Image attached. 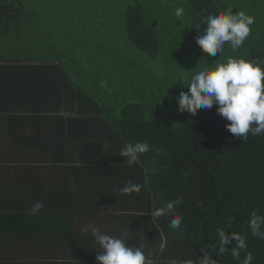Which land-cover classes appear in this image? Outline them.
<instances>
[{
  "label": "trees",
  "instance_id": "16d2710c",
  "mask_svg": "<svg viewBox=\"0 0 264 264\" xmlns=\"http://www.w3.org/2000/svg\"><path fill=\"white\" fill-rule=\"evenodd\" d=\"M181 6L184 14L177 17ZM227 8L254 16L255 23L237 51L226 42L222 54L209 57L196 44V29L203 30V16ZM12 47L23 52L14 57L23 59L18 63H57L66 75L60 85L70 77L94 79L90 102L117 113L110 145L148 143L150 151L126 169L142 185L143 210L152 215L183 199L158 218L168 245L155 256L183 264L206 251L216 264H242L251 253V264H264V239L249 227L253 211L264 215V135L237 138L216 105L193 116L180 114L175 102L205 64L228 56L264 60V0H0V54ZM184 70L186 77L179 74ZM101 81L111 85L107 94L98 89ZM176 214L182 223L173 229ZM220 229L246 238L239 260L231 255L235 241L219 252Z\"/></svg>",
  "mask_w": 264,
  "mask_h": 264
},
{
  "label": "crops",
  "instance_id": "0c3cea01",
  "mask_svg": "<svg viewBox=\"0 0 264 264\" xmlns=\"http://www.w3.org/2000/svg\"><path fill=\"white\" fill-rule=\"evenodd\" d=\"M18 52L0 54V264H97L88 224L143 244L146 264H172L155 256L166 225L143 210L142 191H119L136 166L117 158L123 142L110 145L117 113L90 102L94 79L60 85L57 63H18ZM110 86L99 84L101 95ZM36 202L44 206L32 214Z\"/></svg>",
  "mask_w": 264,
  "mask_h": 264
},
{
  "label": "clouds",
  "instance_id": "9594fccd",
  "mask_svg": "<svg viewBox=\"0 0 264 264\" xmlns=\"http://www.w3.org/2000/svg\"><path fill=\"white\" fill-rule=\"evenodd\" d=\"M184 8L177 7L175 15L181 17ZM255 17L244 11L232 13V8L221 10L215 14L203 16V30L197 28L199 35L196 44L209 57H215L224 52L226 42L230 43L233 52L245 43L251 33V26ZM101 87H107L106 81H101ZM187 92L180 91L176 97L177 111L180 114L188 112L195 116L200 109H212L217 106V115L226 119L225 127L228 132L237 138L247 139L248 135H264V60H246L243 57L228 56L225 61L211 66L205 64L198 71L192 73L186 87ZM150 151L147 142L128 143L120 150V157L126 158L129 165L136 164L141 155ZM159 151V150H157ZM125 161V159H124ZM142 185L129 181L119 191L122 195L139 194ZM183 199L177 196L164 207L156 208L152 212L153 220L173 212L176 206L181 205ZM42 202H36L31 208L36 214L43 208ZM182 217L173 215L170 227L179 228ZM249 227L251 235L264 239V215L257 211L251 213ZM90 232L94 243L100 251L96 253L97 264H146L144 245L129 246L124 235L114 236L102 232L94 224H88L82 229ZM220 240L219 252L229 250L233 241L236 246L231 248L233 258L239 260L240 250L246 248V238L237 233L227 234L223 229L218 230ZM202 258L187 259L183 264H216V261L206 251ZM253 256L247 253L242 264H251ZM172 264H177L173 261Z\"/></svg>",
  "mask_w": 264,
  "mask_h": 264
},
{
  "label": "rangeland",
  "instance_id": "374dc122",
  "mask_svg": "<svg viewBox=\"0 0 264 264\" xmlns=\"http://www.w3.org/2000/svg\"><path fill=\"white\" fill-rule=\"evenodd\" d=\"M175 74V73H174ZM179 74H182L183 76H187V72H186V70H184L183 72H180ZM180 77V76H179ZM159 248H161V249H163L164 248V246H163V243H159Z\"/></svg>",
  "mask_w": 264,
  "mask_h": 264
}]
</instances>
